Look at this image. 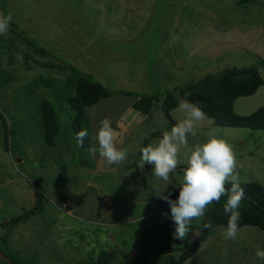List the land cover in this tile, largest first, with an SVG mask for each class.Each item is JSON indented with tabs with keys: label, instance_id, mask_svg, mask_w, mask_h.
<instances>
[{
	"label": "rangeland",
	"instance_id": "obj_1",
	"mask_svg": "<svg viewBox=\"0 0 264 264\" xmlns=\"http://www.w3.org/2000/svg\"><path fill=\"white\" fill-rule=\"evenodd\" d=\"M4 2L6 4L0 3V12L11 14L12 23L26 33V39L34 42L37 49H47L49 55L37 54L26 40L15 33L8 31L0 35V252L8 259L4 262L0 257V264H84L104 250L117 254L113 264H137L144 250L150 255L148 264H172L170 256L176 261L183 259L184 264H264L256 257V250L262 249L264 236L263 231L256 227L239 229L234 241L224 239L226 227H216L194 255L191 253L201 234L202 219L192 221L191 230L183 240L174 238L175 225L170 205L161 197L178 198L179 178L183 175L187 159L183 148L178 157L181 162L170 173L171 184L153 177L154 165L145 164L140 168V148L154 143L164 131L175 125L162 111V97L168 91L184 88L189 81L199 80L191 75L175 73L167 66V44L182 45L186 38L198 51L201 45L198 36L204 34L209 41L207 37L212 34L217 39L212 43L219 42L223 53H227L228 67L263 63V47L259 49L261 54L252 51L258 41L264 42V35L259 33L264 30V0L256 3H244L242 0ZM102 16L103 20H99ZM252 21H257V25H244ZM238 23L244 27L239 30L240 35L249 33L253 37L250 44L241 42L242 39L235 34ZM107 28L125 29L134 35L123 51L136 56V62H141L139 70L143 69L147 82V88L142 92L159 97L156 104L159 109L151 116L152 120L136 129L124 147L128 149L125 161L114 165L115 169H122L120 173L108 170L112 164L97 157L98 152L95 156L89 152L90 148H98L97 144L90 143L88 149L77 147L71 128L74 113L65 102L66 97L75 94L72 86L74 76L71 74L74 55L69 51L73 43L71 39L81 34L85 40L87 34L86 37H97L98 41L96 30ZM204 45L202 51L210 52L215 58L210 43L205 42ZM109 46L115 49L121 45L106 44ZM105 50L100 49L101 52ZM183 52L182 46L176 47L177 55ZM74 54L77 55L76 52ZM208 56L204 54L200 60L203 67L208 66L205 64ZM216 61L219 66V60ZM50 63H54L55 68L45 70L43 67H49ZM94 64L107 65L106 60L99 58H94ZM77 69L88 80L100 81L91 67ZM211 70L205 69L203 73ZM52 72H62L55 74L60 79H55ZM49 79L50 85L47 86L46 80ZM110 81L115 83L114 78ZM117 92L110 99L121 95V91ZM175 94L178 95V91ZM43 98L55 103L60 114L61 131L54 148L45 146L38 110ZM100 102L99 106L86 110L90 120L96 117V126L102 120L101 116L107 113L105 103L103 100ZM178 107L174 118L181 122L186 113L180 104ZM115 119L114 112L109 120L114 122ZM92 129L96 137L98 129ZM195 130L196 137L188 136L190 145L206 140L209 133L225 139L236 154L241 183L255 182L264 186V130L219 127L208 117L196 122ZM120 133L128 134L126 128ZM7 134L10 136L8 151L4 145ZM100 159L106 163L100 165L105 171L94 173L95 161ZM126 162H130L129 170ZM37 187H41L44 194L43 211L30 216L27 221L10 224L12 219L29 217L36 206ZM209 208L211 205L207 210Z\"/></svg>",
	"mask_w": 264,
	"mask_h": 264
},
{
	"label": "trees",
	"instance_id": "obj_2",
	"mask_svg": "<svg viewBox=\"0 0 264 264\" xmlns=\"http://www.w3.org/2000/svg\"><path fill=\"white\" fill-rule=\"evenodd\" d=\"M1 2L6 4L4 0H0V3ZM242 2L256 3L257 0H242ZM18 27V25L11 23L9 31L26 40L29 46L35 49L37 54L43 56L49 55L47 49H37L35 43L26 39V33ZM26 61H28L27 56ZM34 62L39 66L41 65L37 60H34ZM262 65H264V62L246 67L230 66L217 73L207 74L196 82L189 81L184 88L168 91L165 97H162L164 99L161 101L162 110L171 124H177L173 120L171 112L179 106L181 99L187 98L190 102H198L199 106L206 113V117L211 119L216 126L224 128H246L255 131L264 130V107L250 115L237 114L234 109V104L238 98L252 96L264 85V80L260 74ZM43 68L47 71L48 69L53 70L55 65L54 63H50L49 67L44 66ZM71 68V74L74 76L72 79V86L75 90V94L66 97L65 102L69 106L71 112L74 113L71 128L75 138L78 131L86 129L84 125V121L86 120V109L98 104L103 99L111 98L114 92H118L97 81L88 80L86 77L82 76L80 71L74 66H71ZM60 73L62 72H52L54 77L55 74ZM55 79L59 80L60 78L57 76ZM49 81H51V79L46 80L47 86L50 85ZM33 84L36 83L33 82ZM177 91L179 93L178 95L175 94ZM121 94L130 95L129 92L122 91ZM61 95L64 96V94ZM158 98V95L150 96L144 93L141 95V99L134 104L133 108L144 114H150L155 108L159 107L156 105ZM63 100L64 97L61 101ZM59 107L61 108V105ZM38 110L43 123L45 146L47 145V147L54 148L57 145L61 131L60 114L57 105L50 99L43 98L39 103ZM4 123H6L5 120ZM9 137V134H7L4 144L7 151L10 149ZM90 143L91 141L88 134V136L84 138V146L80 147L77 143V147H79V149H88ZM230 187V183L226 184V189ZM241 187L244 189L245 197L239 209L240 219L238 221V228L241 229L245 226L256 227L263 231L264 234V186L255 182H242ZM37 188L39 191L36 195V206L30 211L29 217L25 216L23 218L18 217L17 219H12L10 224L14 225L21 221H27L30 216L39 214L43 211L44 194L41 187ZM226 201L227 195L222 196L219 202H213L211 208L206 210L205 216L202 218L200 228L201 234L195 242L191 255H194L205 244L214 228L227 227L228 215L225 214L223 209ZM208 221H211L212 228L205 229L203 224ZM168 245L169 243L167 247ZM262 249H264V236ZM117 257L115 252L104 250L95 254V257L91 259L90 262L84 264H113V262L117 260ZM149 259V253L147 250H144L136 263L148 264ZM169 260L172 264H184L183 259L176 261L172 256H170Z\"/></svg>",
	"mask_w": 264,
	"mask_h": 264
},
{
	"label": "clouds",
	"instance_id": "obj_3",
	"mask_svg": "<svg viewBox=\"0 0 264 264\" xmlns=\"http://www.w3.org/2000/svg\"><path fill=\"white\" fill-rule=\"evenodd\" d=\"M13 18L11 14L0 12V35L7 34ZM190 95V94H189ZM180 108L186 113V118L163 132L162 137L154 143L140 148L142 169L145 164L154 165L152 175L158 180L171 184L170 173L174 172L181 162L178 157L183 148L186 152V167L179 178V195L176 200L162 196L170 205L171 219L175 225L174 238L183 240L194 219H202L206 210L213 202H219L227 195L223 206L228 215L227 227L223 232L225 240H236L239 232L241 202L245 197L237 171V158L233 146L225 139L209 133L206 140L189 144L188 136H197L195 124L205 120L206 113L199 103L181 99ZM88 136L86 129L76 133V141L84 146V138ZM98 148H90L95 156L98 152L108 164L119 165L125 161L128 149H119L116 145L117 133L108 118L100 121L96 132ZM231 185L226 189V184ZM205 229L212 228L211 221L203 224ZM258 260L264 261V249L256 250ZM14 264V263H13Z\"/></svg>",
	"mask_w": 264,
	"mask_h": 264
},
{
	"label": "crops",
	"instance_id": "obj_4",
	"mask_svg": "<svg viewBox=\"0 0 264 264\" xmlns=\"http://www.w3.org/2000/svg\"><path fill=\"white\" fill-rule=\"evenodd\" d=\"M118 14V13H117ZM103 20V16L101 19ZM244 25H257V21L247 22ZM237 30L235 34L239 36L242 40L241 42H248L249 44L252 42L253 37L251 34L246 33V35H240L239 30L243 29V25L237 24ZM125 29H99L97 31V35L100 40L96 41L97 37L94 39H90L85 35V40L81 36V34L76 35L75 32V38L71 39L72 45L70 46L71 50L70 52L73 53V64L71 66H74L76 69L78 67H81L83 69H87L91 67V71L96 74L97 78L100 81H97L101 84H103L106 87L112 86L114 90H119L122 92H129L130 95L125 94H119L118 97H114V99H103L104 107L107 110V113L102 115L101 117L108 118L112 117L114 115V112L116 114L115 121H111V126L117 133V139L116 144L119 149H124L125 146L130 141V138L136 131V129L143 127L144 125L148 124L149 121L152 120L151 116L155 115V112L159 107L155 108L152 113L150 114H144L142 112L137 111L134 109V104L138 102V100L141 99V95L147 92H142V90L146 89V75L142 71L139 70V66L141 64L140 60L136 62L134 59H136V56L128 55L126 54L123 49L125 46H127L128 43L132 42L134 35H131L130 32L124 31ZM261 30V28H260ZM259 33H262L264 35V30L259 31ZM258 33V34H259ZM200 34V33H199ZM201 34L198 36V42H201V45L198 46V51H195L196 49L191 47L190 41H186V38L182 40V45L180 43H175L173 45L167 44V57H168V67L172 68V71L175 73H183L187 75H191V77H194L195 79H201L207 74L210 73H217L219 71H215L218 69H222L224 66L228 67L229 64L226 59H228L227 53H223V50L218 45V43H212V40H217L212 37V34H209L210 38L209 41H206L205 36H201ZM180 42V41H179ZM204 42V43H203ZM205 42L210 43V50L215 55V58L212 57L211 53L208 51H202V47L205 46ZM108 43H119L120 47H115V49L111 48V46L106 47V44ZM195 45V44H194ZM183 47V54L177 55L175 53L176 47ZM263 47L264 51V42H257L256 48L252 51V53L261 54L259 51L260 47ZM101 48H105V51H100ZM250 50V49H249ZM170 51V53L168 52ZM220 51H222V54H220ZM76 52L77 55L74 54ZM209 54L208 61L205 62V64H208V66H202L200 65V60L203 58L204 54ZM91 58H89V56ZM101 55L102 57H99ZM221 55V57L219 56ZM94 58H99L100 60H106L107 65L105 67L98 66L97 64H94ZM219 60L220 65L217 66V61ZM224 60V62H222ZM93 62V64H92ZM225 63V64H224ZM92 64V65H91ZM224 64V65H223ZM232 66V65H230ZM184 67V68H183ZM205 69H215L214 71L211 70L209 72L203 73ZM221 71V70H220ZM202 72V73H201ZM260 74L263 77L264 80V65L260 69ZM115 79V83H112L110 79ZM109 81V83H108ZM150 92V91H149ZM102 101V100H101ZM181 101V100H180ZM101 102L96 104V106L100 105ZM264 85L258 89V91L249 97H240L236 100L234 104V109L237 114H248L250 115L251 112L254 113V111L259 110L260 108L264 107ZM95 106V105H94ZM93 107V106H92ZM91 107L87 108L90 109ZM179 108V107H178ZM86 109V110H87ZM177 109V108H176ZM174 109L171 112V116L174 121H177L174 118L175 110ZM239 109H241L239 111ZM113 111V112H112ZM163 111V110H162ZM239 111V112H238ZM252 114V113H251ZM87 115V114H86ZM118 115V116H117ZM166 116V115H165ZM167 118V117H166ZM96 119V117H95ZM94 119V120H95ZM100 118H98L99 120ZM90 120L89 117L86 116L85 120V128L90 135V141L91 144H97L98 141L96 137L94 136V130L92 129L95 127V129H98L100 127V123L96 126L97 120ZM88 124V128H87ZM124 128H126V132L128 134L121 135V131H124ZM132 128L131 132H128ZM96 133V131H95ZM93 134V135H91ZM96 135V134H95ZM119 143V144H118ZM247 155V154H245ZM100 156L99 153L97 154V157ZM95 157L94 159H96ZM21 162V161H20ZM103 160L100 159L99 161H95V170L94 173L97 172H103L105 169H102L100 165H104L106 163H102ZM23 163V161H22ZM128 166H126V169L129 170L130 162H126ZM99 165V166H98ZM115 164H112V168L108 170H116L117 172H121L120 168L115 169ZM137 170V169H136ZM138 172V170H137ZM135 179V176L133 177ZM29 180V179H28ZM6 181V180H5ZM5 181L3 184H5Z\"/></svg>",
	"mask_w": 264,
	"mask_h": 264
},
{
	"label": "water",
	"instance_id": "obj_5",
	"mask_svg": "<svg viewBox=\"0 0 264 264\" xmlns=\"http://www.w3.org/2000/svg\"><path fill=\"white\" fill-rule=\"evenodd\" d=\"M0 257L4 259V262H8V259L0 252Z\"/></svg>",
	"mask_w": 264,
	"mask_h": 264
},
{
	"label": "bare ground",
	"instance_id": "obj_6",
	"mask_svg": "<svg viewBox=\"0 0 264 264\" xmlns=\"http://www.w3.org/2000/svg\"><path fill=\"white\" fill-rule=\"evenodd\" d=\"M209 244V243H208Z\"/></svg>",
	"mask_w": 264,
	"mask_h": 264
}]
</instances>
